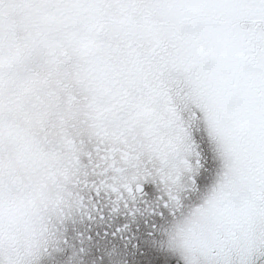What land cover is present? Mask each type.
Masks as SVG:
<instances>
[{
  "label": "snow or ice",
  "instance_id": "6c2138e0",
  "mask_svg": "<svg viewBox=\"0 0 264 264\" xmlns=\"http://www.w3.org/2000/svg\"><path fill=\"white\" fill-rule=\"evenodd\" d=\"M0 264H264V0H0Z\"/></svg>",
  "mask_w": 264,
  "mask_h": 264
}]
</instances>
